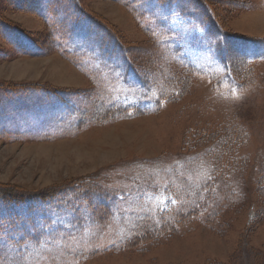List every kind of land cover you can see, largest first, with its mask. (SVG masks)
<instances>
[{
	"label": "rangeland",
	"instance_id": "obj_1",
	"mask_svg": "<svg viewBox=\"0 0 264 264\" xmlns=\"http://www.w3.org/2000/svg\"><path fill=\"white\" fill-rule=\"evenodd\" d=\"M201 1L0 0V264H264V0Z\"/></svg>",
	"mask_w": 264,
	"mask_h": 264
},
{
	"label": "trees",
	"instance_id": "obj_2",
	"mask_svg": "<svg viewBox=\"0 0 264 264\" xmlns=\"http://www.w3.org/2000/svg\"><path fill=\"white\" fill-rule=\"evenodd\" d=\"M166 1L174 2L175 4L173 6L178 11V13L183 15V16H186V17L187 16L189 17L190 15L193 18L196 17L197 15H199V17H203L204 14H211V10L208 9L201 0H166ZM202 6L205 7L207 10L204 13H199L200 7H202ZM194 20L197 21L196 19H194ZM81 21H84V19H82ZM214 21L217 24V26H219V28H221V30H222L223 28L220 25H218L215 18H214ZM207 29H208V27H207ZM229 36L230 35H228V37ZM105 39L108 42L99 45V50L97 52L94 51V54L96 53V55H94V58H95L94 63L102 64L104 62V59H115L114 62H118L119 65H124L126 63V61L123 59H124V57H126V51L124 50L123 46L117 45L113 42H109V37L105 38ZM112 52H119V55L115 57ZM102 54H108V55H102ZM91 58L94 59L93 57H91ZM122 73L128 74L125 71H122ZM60 191L61 190L57 189V190H54L53 192L32 193V194H25L24 193V195H17V196L19 199L29 198V197H37V199H39V200H46V199H49L51 197H54V195L56 193H59ZM259 191H260V194L263 196V199H264V190H261L259 188ZM8 193L10 194V192H8ZM148 225L151 227V229L153 231H156L155 226L153 225L152 219L148 220ZM134 226H136V228L127 234L128 240H127L126 246L134 245V244L138 243L139 240L143 241V237L146 234V232L142 226H140L138 224H134ZM141 234H142V236H140Z\"/></svg>",
	"mask_w": 264,
	"mask_h": 264
}]
</instances>
